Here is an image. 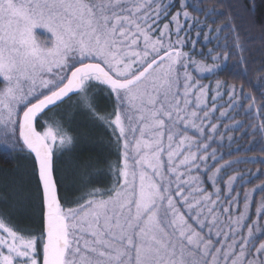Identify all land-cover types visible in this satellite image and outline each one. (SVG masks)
<instances>
[{"label": "snow or ice", "instance_id": "1", "mask_svg": "<svg viewBox=\"0 0 264 264\" xmlns=\"http://www.w3.org/2000/svg\"><path fill=\"white\" fill-rule=\"evenodd\" d=\"M187 7V0H0V144L33 158L43 204L38 234H22L0 217V264H264V242H257L264 229V199L255 206L258 219L245 223L252 205L245 193L243 210L229 214L226 232L215 208L220 190L214 200L203 189L186 188L195 178L182 180L179 171L206 159L192 151L196 141L187 130L204 132L197 120L201 112L203 119L209 116L203 109L208 87L193 77L190 66L200 73L226 70L247 78L238 35L234 46L241 55L231 66L228 52L223 64L205 65L183 51L189 41L181 17L194 19ZM246 8L255 11L253 0ZM226 27L236 32L234 23ZM37 30L50 34L48 44L37 41ZM221 86L218 80L217 89ZM229 87L235 99L236 90ZM92 89L114 96L113 114L95 111ZM239 91L249 111L257 108L264 115V104L243 94L242 86ZM72 95L112 130L120 159L110 165L109 190L89 192L83 203L66 208L54 155L72 137L44 114ZM253 127L264 152V122ZM234 180L228 181L229 191ZM257 190L264 192V185Z\"/></svg>", "mask_w": 264, "mask_h": 264}, {"label": "trees", "instance_id": "2", "mask_svg": "<svg viewBox=\"0 0 264 264\" xmlns=\"http://www.w3.org/2000/svg\"><path fill=\"white\" fill-rule=\"evenodd\" d=\"M174 1L176 2V0ZM253 3L255 4L254 12L246 8V6L249 4V0H196V4L199 7L197 15L204 20L207 26L210 27L211 32H216L215 30L217 28H224V30L220 33H216V37H218L217 43L214 44L212 39L208 44H206V46H211L213 48V54L217 55L219 59H223L225 52L230 53L228 65L231 66L239 60L241 55L240 51L234 46L236 36L238 35L241 47L244 50L243 56L246 60L247 68L246 79L239 78L230 71L226 70L213 71L209 75L204 77H196V79L200 81V84L207 85L208 87L218 80L222 85H230L239 90L242 86L243 94L254 97L257 105H260L264 104V95H262V92H264V0H253ZM210 9H215L220 14L215 16H206L205 13ZM229 23L235 24V33H233L230 28L226 27ZM202 37L203 33H201L197 44L202 42ZM225 37H227V39H225ZM207 54L196 56L202 60L211 61V57ZM223 63L224 61L222 64ZM93 90L97 91L98 94L106 95L105 99L102 97L99 98V96L96 97V100L94 98L93 103L95 111L99 115L104 114L105 116H110L113 114L115 109L114 96L109 95L106 89H92V92ZM89 94H92L91 91ZM211 96V92L209 91L207 95V101L209 100L210 102ZM77 99L78 97L75 95H72L70 98H66L63 103L59 104L58 108L47 110L44 114V119L59 109L64 110L65 107L69 109L71 106H73L71 104H74ZM101 99L104 101L102 102ZM240 101L241 106L237 109V113L233 118H237L238 121H242V123L235 130L236 133L232 136V140L228 146L226 144H219L218 141L213 140L212 137L214 136H212V134L208 131L210 124L208 123L203 125V122H206L207 119H203L202 112L200 113L202 119L197 120V123L201 124V126L204 128L203 134L196 136L195 134L188 132L189 136L194 135L192 137H194L196 141V143L193 144L192 151L197 153L198 158L200 156H204L206 159L197 160L198 168L196 166V168H194V170L189 173V179H195L192 181L191 186L185 185L186 188L191 187L192 189H203L206 193L212 194V198L215 200L217 196L212 191L209 177L214 174L218 166L228 162V164L224 165L220 171L222 176L216 180V183L220 186L219 201L215 206L216 213H219L220 211L217 210L223 208V205H226L228 203L227 201L235 196L236 203H234V206L235 208L240 209L243 204L242 197L246 190L253 187H258L264 183V152L260 151L261 145L257 143V141L260 140V136L258 133H256L255 129H253V126H255V116L248 117V113H245V108L248 105V101L243 99L242 96L240 97ZM203 109L205 110L204 107ZM84 113V111L78 109L76 114H74L75 116H72V120H70V131L73 134L75 140L74 149L70 154V164L72 170L69 172V176L72 179L71 186L68 189H64L57 172L56 175L54 172V175L57 177L56 179L58 181V194L61 198V203L66 208L77 206V202L83 203L84 199L88 198L86 195L87 193L95 191V187H100L104 183L106 184V181L103 180L105 177H107L106 174L104 171L103 174L102 172H99L101 167H108L107 164H105L107 162L105 161L104 163L103 159L104 150L101 142L103 138L107 139L106 137H110L113 139L114 145L117 148L116 154L114 153V160L117 159V162L120 159L119 146L115 136L112 134V130L108 127V130L104 128L103 123L98 122L100 120L90 121V124L86 126ZM89 113L92 115L90 111ZM94 119L96 118L94 117ZM260 119L262 120L261 122H264V115H262V118ZM221 126L222 123H219L217 128H220ZM217 134H219L218 136L223 137L219 131ZM197 138L199 141L196 140ZM205 143H208L209 145H207L208 147L206 148L202 146V144ZM197 144L200 146L199 149H197ZM14 164L15 157L13 152L7 148H4L0 144V169L11 168L14 166ZM79 166L87 168L88 171H80ZM97 175H100L104 182H101L100 180L98 181L97 178H93ZM233 176H236L233 193L231 192L230 195L225 196L223 189L224 181L227 178ZM244 180L247 181L244 182ZM109 185L111 188L112 184L109 183ZM106 191L107 190H99V192ZM63 195L65 197H73V199L68 201L67 199L63 198ZM194 195H198V193L194 192ZM82 197L84 199H81ZM263 197L264 192L262 191H257L254 193L252 198L251 213L254 212L258 200ZM221 226H223L222 221ZM205 231H207V229H205ZM220 238L223 239V237ZM263 241L264 232L257 236V242Z\"/></svg>", "mask_w": 264, "mask_h": 264}, {"label": "rangeland", "instance_id": "3", "mask_svg": "<svg viewBox=\"0 0 264 264\" xmlns=\"http://www.w3.org/2000/svg\"><path fill=\"white\" fill-rule=\"evenodd\" d=\"M162 3H176L174 0H161ZM187 2L191 5V7H187V11L189 12L190 16L194 19L189 20L185 22L184 18L181 17V23L185 25V28L188 30V43L183 48V51L191 52L194 55V58L197 61H201L205 65H213L214 63L222 64L223 59L220 58L219 60L213 61L211 58V61H205L196 56V53L204 52V55L209 53V50H211V56H217L213 54V48L211 46H206L212 39L214 44L217 43L218 37H216V32H211V29L209 26L206 25L204 20L197 15L199 7L196 4V0H187ZM178 7V5H177ZM177 11V8L174 7L170 10L171 13H175ZM171 19V16L169 15L166 19H162L160 21V27L163 26V23L168 22ZM199 22V23H197ZM189 25H192V27L189 28ZM170 27L174 28V25H170ZM197 32L203 33L202 42L200 44L198 43V39L200 38V35H197ZM207 33L211 38V40H205L204 34ZM158 35V32L156 33ZM181 36L185 35V32H181ZM175 39V36L172 37ZM36 39L40 44H48L50 42V34L46 33L43 30H37L36 32ZM191 41H196L195 46L193 48ZM206 46V47H204ZM195 53V54H194ZM210 56V57H211ZM189 71L192 73L193 77H204L206 75L211 74L212 72H204L200 73L196 71L195 66H190ZM200 82V81H199ZM222 85V84H221ZM207 86V85H205ZM230 86V85H229ZM226 85H222L219 89H217V82H214L211 86L208 87V92H211V98L210 102L209 100L206 102V105L203 107L205 110L209 111V116L207 118V121L203 122V125L210 124L208 131L212 134V137L214 141H218L219 144H226L227 146L232 140V136L235 135V130L241 125L242 121H238L237 118H233L236 113L237 109L241 106L240 101V91L239 89L235 88L236 90V98L233 99L228 94L230 91V87ZM0 87H3L1 84ZM233 87V86H232ZM217 91L219 92V95H217ZM91 96L93 97V100L96 97L99 96L105 99L106 95L98 94L97 91L91 90ZM95 94V95H94ZM246 95V94H245ZM215 97V99H213ZM223 97V99H222ZM193 103H194V97H192ZM222 99V100H221ZM102 100V99H101ZM104 100H102L103 102ZM94 104V103H93ZM215 105V109L213 110L212 106ZM73 105V106H71ZM69 109L66 107L64 110L59 109L58 111L53 112L50 116L46 117V120H49V122H55L60 121L64 127V129L68 132V134L72 137V143L67 146V148L64 151H57V153L54 155V172L56 175V172L58 174V177L60 179V182L62 184V187L64 189H68L71 186L72 179L69 176V172L72 170L70 160H71V153L75 146V140L74 136L70 131V120H72V116H75L76 111L78 109H81L84 111V120H86V126L90 124V121L97 120L94 119V117L89 113L88 109L84 108L81 105H78L76 102L74 104H71ZM71 109V110H70ZM223 113V115H222ZM245 113H248V117L255 116L254 122L255 126L258 128L259 124L261 123L262 114H260L257 111V108H253L251 111L248 110V105L245 108ZM101 116H105L102 114ZM237 119V120H235ZM100 123H103V127L107 129V125L102 122L98 121ZM219 123H222V126L220 128H217V125ZM216 125L215 130L213 131L211 128V125ZM254 129V128H253ZM108 130V129H107ZM219 131L222 136H218L217 132ZM187 132L195 134L196 136L201 134L196 132L195 129L189 128ZM194 136V135H192ZM238 137V136H237ZM109 139L108 137H106ZM203 138V137H202ZM102 139V138H101ZM103 138L101 140L102 147L104 150V163L105 161L107 163L106 168L101 167L99 172L103 171L106 174L107 177H105L103 180L106 181V184H102L100 187H95V191L99 190H108L110 188V184H113V175L110 171V165H114L116 163V160H114V153L116 154V146L114 145V141L112 138L107 140ZM199 141V139H196ZM237 140V138H236ZM210 144V143H209ZM4 148L3 144H1ZM208 143L202 144V146L205 147ZM209 146V145H208ZM207 146V147H208ZM193 147V146H192ZM9 149V148H7ZM12 151V150H11ZM13 155L15 157V164L11 168L7 169H0V217H2L8 224L13 226L16 230L20 231L22 234L28 235V234H38L43 229V204H42V196L40 194V190L37 183V176L35 175L34 171V161L31 156L27 154V152H19V151H12ZM118 156V154H117ZM215 158V157H213ZM164 159L166 160L167 157L165 155ZM56 163V166H55ZM103 163V164H104ZM178 163V160H177ZM228 164V162H225L224 164L218 166L217 169L222 170L223 166ZM85 165V164H84ZM198 165V162L196 161L192 166L190 167H184L181 166L179 168V171L183 173L182 180H188L189 179V173L196 168ZM80 171H88L87 168H83V166H79ZM217 172L215 170L214 174H212L211 177H213L212 180L209 179L210 186L212 188L213 193L216 194L217 189H220L219 184L216 183V180L222 176L221 172ZM100 174V173H99ZM102 176V175H101ZM250 176V175H249ZM248 176V177H249ZM235 180L232 182L231 188L232 190L229 191V184L228 181L230 178H227L224 181V194L225 196H228L233 193L235 182H236V176ZM247 177V178H248ZM57 178V177H56ZM93 178H97V180L104 182L100 177V175L94 176ZM100 178V179H99ZM247 180H244L246 182ZM243 183V182H242ZM214 184V186H213ZM264 185L261 184L260 186ZM175 186V185H173ZM253 187L251 189L246 190L245 193L251 194V199L253 198L254 193H256L258 188L260 187ZM186 187V186H185ZM92 190V189H90ZM245 193L243 194V203H244V197ZM64 199H67L68 201L72 200L73 197H65L63 195ZM236 198V196H235ZM217 199V197L215 198ZM264 199L260 198L258 200V203ZM222 202V201H221ZM223 203V202H222ZM257 203V204H258ZM224 204V203H223ZM256 204V205H257ZM235 204H229L223 205V208H221L219 213L217 215L221 216V221L223 223V230L229 231L228 227V216L229 214H232L233 216L238 215L240 211L243 210V204L241 208H235ZM237 206V205H236ZM76 207V206H75ZM224 208L229 209V213L223 212ZM236 209V210H235ZM253 216V217H252ZM252 217V218H251ZM258 218L255 216V210L253 213H251V207L249 209V220L245 223H249L252 220H257ZM264 223V222H262ZM242 233L246 234V229H240ZM262 232H264V229H262ZM261 232V233H262ZM264 242V241H263Z\"/></svg>", "mask_w": 264, "mask_h": 264}]
</instances>
